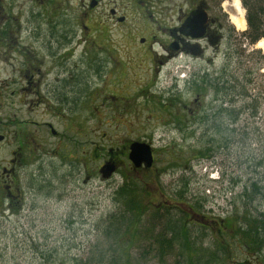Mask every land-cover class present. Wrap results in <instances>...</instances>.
I'll list each match as a JSON object with an SVG mask.
<instances>
[{
	"label": "rangeland",
	"instance_id": "374dc122",
	"mask_svg": "<svg viewBox=\"0 0 264 264\" xmlns=\"http://www.w3.org/2000/svg\"><path fill=\"white\" fill-rule=\"evenodd\" d=\"M18 1L21 6L6 0L0 12V264H76V259L97 264L104 253L108 264L113 257L114 264H207L212 250L196 249L188 258L179 251L157 257L153 238L163 224L151 214L163 203L178 214L182 209L194 218L196 212L227 219L223 233L188 225L194 247L215 245L213 234L224 247L229 241L231 250L215 252L221 264H264L262 242L256 245L264 230L263 238L255 239L242 231L250 228V220L261 223L259 209L264 208L259 198L249 202L247 197L255 181L264 187V51L244 41L247 28L241 31L231 23L234 0H211L227 37L219 48L164 65L160 45L146 52L139 39H149L151 31L161 39L160 28L191 0H138L134 11L127 0H101L92 12V0ZM111 8L128 17L125 24L110 18ZM54 35L59 41L51 44ZM69 35L74 38L66 41ZM225 66L227 75L240 80L249 75L252 97L235 103V114L243 104L251 107L236 124L224 122V149L218 121L202 119L213 113L207 107L215 105L214 94L200 90L194 74L216 78L225 74ZM31 75L36 88L28 85ZM60 78L71 88L67 97L56 92L53 98ZM197 96L200 104L194 102ZM134 141L152 145V169L133 167L128 156ZM209 146V157H201ZM107 158L118 164L110 179L100 173ZM4 169L13 170L8 183L16 196L7 197ZM232 177L238 184L230 191ZM126 183L135 201L148 209L135 238V223L128 231L121 227L118 237L107 235L109 219H121L116 216L124 205L118 191ZM184 183L189 191L179 196Z\"/></svg>",
	"mask_w": 264,
	"mask_h": 264
},
{
	"label": "trees",
	"instance_id": "16d2710c",
	"mask_svg": "<svg viewBox=\"0 0 264 264\" xmlns=\"http://www.w3.org/2000/svg\"><path fill=\"white\" fill-rule=\"evenodd\" d=\"M242 3L244 7L246 8V22H247V29L243 32L244 36V41L247 42L249 45H255L257 44L263 37H264V0H242ZM260 52V51H258ZM264 58V56H263ZM226 70V71H225ZM225 74H221V76L214 77L212 74L209 73H204L200 75V73L194 74L195 80H197L200 83V90L203 91V89L206 92H213L214 96L212 98V103L214 102H219L223 101V103H229V107L223 109V114L224 116H219L217 118L218 110L215 111L214 106L207 107L209 109H214L212 114H206L205 116H202L203 121L205 120H210L211 118L214 121H218L219 124V129L217 130L218 133H220V138L219 140V145L221 148H224L228 146L227 138L228 134L222 127L224 125V122H226L227 119H230L231 123L230 124H236L239 120L240 115L245 113L247 110H251L250 104H243L240 109H237L235 106V103L240 100L242 102H245L248 100V98L252 97V94L250 93V90L248 86L251 84V79H249V75H244L243 77L245 80H240L238 79L239 75H227V66H225ZM210 90V91H209ZM202 98V97H201ZM252 103L256 100V98L251 99ZM220 103V102H219ZM200 104V103H199ZM252 106V105H251ZM206 108V110H208ZM256 110V108L253 106L252 110ZM256 113H252V116L254 117ZM227 126H230L229 124ZM230 132L234 133L233 130H228ZM210 140H213L211 138ZM227 145V146H226ZM211 146H209V151H202L201 157H209V152L211 151ZM217 151V150H216ZM111 152H113L111 150ZM230 186L228 187L230 191H232V182L235 185L238 184V181L235 180L234 177L232 179L230 178L229 181ZM262 182H254L251 188L252 193L247 194V197L250 198L248 201L249 202H258L259 200L264 202V187L261 186ZM264 183V182H263ZM189 183H184L183 184V189L181 190L180 193H177L179 196H186V193L189 191ZM235 188V187H234ZM244 190L247 189L250 191L249 187H243ZM246 192V191H245ZM118 195L123 201V209L120 210L121 212L118 213L116 216H119L121 219H109L110 220V226L108 229V234H113L109 236H117L119 235L121 231V227L123 226L126 227V231L135 223V228L133 231V238L137 237L139 234H141L140 230H138L137 224L143 222V217L147 213L148 209L144 207L142 204L137 203L135 201L134 196H132V188L128 183L124 185V187L120 188L118 191ZM259 198V200H258ZM258 200V201H257ZM166 208V209H165ZM172 207L168 206L166 207L163 206L158 210H155L154 214H151V218L153 215L155 218L159 219V222H161V228L162 231H160L157 235L154 236V244H155V254L157 255L158 258L163 259L165 256L169 255L173 251H179L183 253H187L186 257L189 255L195 254V250L197 249L198 251H210L211 249L208 247H197V245L194 247V243H192L191 238L189 237V232H188V223H186V220H189L190 215L184 211V210H179V214L177 212L172 211ZM189 210L193 211L195 210V206L191 204L189 207ZM196 213V212H195ZM181 215V216H180ZM249 224L250 228L246 229L244 228L243 235L246 237H250L252 239H255V237H260V226H259V220L254 219L253 221L250 220L247 222ZM113 224H116L114 227ZM114 228V231L112 232L111 229ZM151 229H148L149 231ZM125 234V233H124ZM118 237V236H117ZM199 248V249H198ZM153 247L150 249V251L154 252ZM201 249V250H200ZM203 249V250H202ZM220 249H226L224 246H220ZM196 250V251H197ZM197 251V252H198ZM148 252V249L147 251ZM211 252V251H210ZM184 255V254H183ZM221 254L218 253H213L211 252L210 256L206 260L207 264H212V263H220L221 264V258L219 257ZM107 256L106 253H104L101 258L98 260L99 262H96L95 260L93 261L96 262L97 264H104L107 263L105 260V257ZM182 256V255H181ZM183 257V256H182ZM191 257V256H190ZM115 257L111 259V263H115ZM188 258V257H187ZM76 264H80L81 261L79 259H76ZM84 264V263H83Z\"/></svg>",
	"mask_w": 264,
	"mask_h": 264
},
{
	"label": "flooded vegetation",
	"instance_id": "af4514ba",
	"mask_svg": "<svg viewBox=\"0 0 264 264\" xmlns=\"http://www.w3.org/2000/svg\"><path fill=\"white\" fill-rule=\"evenodd\" d=\"M7 1H8V5L21 6V3L18 0H7ZM39 1L40 0H31L32 4H34V5L37 3H40ZM117 1L118 0H116V2ZM92 2L95 5L92 6L91 3L89 4V9H90L89 11L90 12H92L93 10H96L97 8H99V6H101L103 4V2L101 0H92ZM144 2L145 1L142 0V4ZM6 3H7L6 0H0V12L3 11ZM138 3H139L138 0H127V4L129 5L128 9L130 11L136 10L137 9L136 5ZM52 4L54 5V3H52ZM213 7H214V5H213L211 0H191L188 3V7L186 8L185 11L182 10L178 14L176 19H173L172 16H170L171 22L167 21L168 25L160 28L159 32H162V34H163L161 39H159V35H157L151 31L149 33L150 38L148 39L147 36H142L139 39V43L141 44V46H145L144 51H146V52H148L153 47V44L158 43V45H160V47L163 51V52H161L162 53L161 58L159 59V63L161 65H164L165 62H167L169 60L178 61L180 63L182 61H185L186 58H191V59L201 58L205 55V52L207 49H209L210 47H214L215 49L219 48L223 44L224 40L227 39V37L225 36L226 34H225V29H224L223 24L219 22L218 16L213 14V11H212ZM89 11H85L84 17L86 20H90V22H91L92 17L89 16V14H90ZM197 15H205L207 17V23L205 25V33L203 36H198V37L196 35L199 34V29L197 27H194L193 25H191V20H193V18ZM110 18L114 19L117 23L122 24V25L125 24L127 19H128V17L125 15H119L118 10L115 8L110 9ZM121 18L123 19V21H120ZM103 22L104 21H102L101 23H103ZM84 29L89 30L90 29L89 25L84 24ZM3 33H5V32H3ZM72 38H74V37L72 35H69V38L65 39V40L71 41ZM54 39H56V41H59L58 37H56L54 35V38L51 39V44H54ZM84 42L90 43V39L88 40V38L86 37V38H84ZM180 58H182V59H180ZM184 66H185V64L180 65L181 68H184ZM27 77H29L28 85L31 86V88H36L38 84L36 81H33L34 76L31 75V76H27ZM175 78H177V77L175 76ZM65 80H66V78L57 79L58 83H56V84H58V85H56V84L53 85V90H52L53 98H55V96L58 98L57 94H55L56 92L60 94V98H63L65 96L64 94H66L65 97H67L68 92H66V91L68 89H70L71 87H69V84ZM177 81L178 80L175 79V82H177ZM53 83H54V81H53ZM56 87H58L57 90H56ZM24 90H26V89H24ZM194 102L200 103L198 100V96L195 98ZM219 102H215V105H214L215 111L218 110L217 118L220 115L224 116L222 110L225 109L226 107L227 108L229 107L228 102L225 104L223 103V101H219ZM230 121H231L230 119L226 120V122H230ZM49 126L51 128L52 133L54 134V127L52 125H49ZM153 157H154V162H153V165H154V163L156 162L155 153H154ZM14 161L15 160H13L10 165H12V163H14ZM105 163H114L116 166V171H117L118 164L114 159L107 158ZM153 165H152L151 169L153 168ZM142 167L144 168L145 166H142ZM146 169H148V168H146ZM4 170L7 172V174L5 175L6 179L4 178L5 189H7V195H8L7 197L9 198V196H16L14 189L11 186V183H8L9 182L8 178L11 177L13 170H11V171H9L8 169H4ZM112 176H113V174H112ZM110 178H108V179H110ZM231 187H232L231 189L233 191L234 190L233 182H232ZM232 195H233V192H232ZM250 198H248V200ZM165 205H166V207L169 206V204L163 203V204L156 205V207L161 208ZM259 210H260L259 214L261 215L260 220H262L261 223L259 224L260 231H261V229L264 230V224H263L264 223V221H263L264 220L263 219L264 208L259 209ZM189 220H188L189 221L188 224L197 223L200 227H207L208 229L210 228L213 233L215 231V228L217 229V231H216L217 233H223L224 229L228 230V227L227 228L225 227V222L227 219H224V221L223 220L219 221L218 219H211V218L207 217V215H202V214L200 215V213L199 214L195 213V218L193 216H190ZM208 223H210L211 226ZM228 234H229V237L227 236V238L233 239L232 238L233 237V230H232V233L230 232ZM213 238H214V241L216 243L214 245L213 244L214 242H212L211 243L212 245L210 248L212 250L211 252L214 253V252L220 250V246H223L224 243L220 242L219 237L216 236V234L215 235L213 234ZM260 238H263V236ZM259 242L260 243L262 242L261 247H260L261 249L259 251L261 253L263 251L262 247H264V238L258 239L256 242V245ZM204 247H208V246L206 245ZM226 247H228V249L231 250L230 249L231 244L229 243V241L227 242ZM258 247H259V245H258Z\"/></svg>",
	"mask_w": 264,
	"mask_h": 264
},
{
	"label": "water",
	"instance_id": "95a60500",
	"mask_svg": "<svg viewBox=\"0 0 264 264\" xmlns=\"http://www.w3.org/2000/svg\"><path fill=\"white\" fill-rule=\"evenodd\" d=\"M95 4L93 3L92 6ZM120 21H123L121 18ZM207 23V17L205 15H197L191 20V25L194 27H197L199 29L198 36H203L205 33V25ZM54 134L56 132L54 131ZM4 140V136L0 135V142ZM130 152H129V160L133 164L134 167L140 168L142 166H145L146 168H151L154 162V152L153 147L147 142L142 141H134L130 144ZM116 166L114 163H106L102 168L100 169V173L102 174V177L107 179L112 176V174L115 172Z\"/></svg>",
	"mask_w": 264,
	"mask_h": 264
},
{
	"label": "bare ground",
	"instance_id": "6f19581e",
	"mask_svg": "<svg viewBox=\"0 0 264 264\" xmlns=\"http://www.w3.org/2000/svg\"><path fill=\"white\" fill-rule=\"evenodd\" d=\"M232 6L235 13L231 14V16L229 17L231 23L235 25L237 29L244 31L247 28V23L245 18V12L241 7L240 1L234 0ZM256 46L257 48L262 49L264 51V39L260 40Z\"/></svg>",
	"mask_w": 264,
	"mask_h": 264
}]
</instances>
